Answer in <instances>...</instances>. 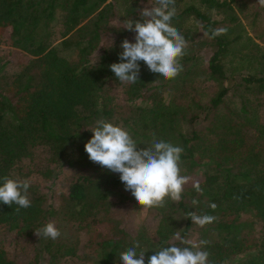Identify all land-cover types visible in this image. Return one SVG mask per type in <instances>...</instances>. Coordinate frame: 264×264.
Instances as JSON below:
<instances>
[{"label":"trees","instance_id":"16d2710c","mask_svg":"<svg viewBox=\"0 0 264 264\" xmlns=\"http://www.w3.org/2000/svg\"><path fill=\"white\" fill-rule=\"evenodd\" d=\"M242 1L175 0L171 24L188 41L183 71L165 80L140 61L139 81L129 84L110 65L121 62L124 39L135 42L125 20H140L155 0H0V45L26 56L22 63L0 57V183L29 179L31 200L19 212L0 203V231L11 235L0 239V264H121L135 241L147 261L162 247L201 240L209 242L208 264H264V7L243 1L252 38L232 35L240 25L232 5ZM219 28L227 34L204 35ZM205 48L206 61L197 53ZM99 119L125 127L141 148L153 137L181 146L182 174L191 177L181 200L143 208L118 173L90 161L84 145ZM58 168L82 173L54 198ZM112 195L151 215L153 234L142 224L132 233L121 228L110 215ZM190 212L216 220L201 228ZM48 222L60 230L57 240L34 234ZM12 241L31 242V259L13 255Z\"/></svg>","mask_w":264,"mask_h":264},{"label":"clouds","instance_id":"9594fccd","mask_svg":"<svg viewBox=\"0 0 264 264\" xmlns=\"http://www.w3.org/2000/svg\"><path fill=\"white\" fill-rule=\"evenodd\" d=\"M264 7V0H257ZM176 14L175 0H155V6L144 7L139 15L140 20H125L124 29L134 32V41L124 39L120 45L119 63L110 65L120 83L139 81L140 65L143 61L148 70L165 80L177 78L183 71L181 60L187 55L188 41L171 21ZM227 28L210 29L204 35L209 39L227 34ZM91 139L84 150L93 163L99 164L112 173H118L125 191L131 192L137 203L143 208L164 207L167 200L178 202L191 177L182 174L181 156L183 148L163 139L153 137L151 146L138 147L130 132L121 125L106 119L95 122ZM29 179H13L5 176L0 183V203L11 207L17 205L16 211L31 206L28 189ZM195 190L202 193L198 183ZM198 205L199 201L192 200ZM210 207L215 210L213 203ZM193 224L203 228L216 220L212 215L189 213ZM34 234L51 240L61 236L54 222L46 223ZM180 239L179 231L176 233ZM209 242L199 241L190 247L170 245L155 251L154 255L145 258L146 252H137L139 241L119 255L121 264H208L209 253L202 247Z\"/></svg>","mask_w":264,"mask_h":264},{"label":"rangeland","instance_id":"374dc122","mask_svg":"<svg viewBox=\"0 0 264 264\" xmlns=\"http://www.w3.org/2000/svg\"><path fill=\"white\" fill-rule=\"evenodd\" d=\"M244 2H246V0H243ZM240 2V4H238L239 8H237L235 5H232V8H234L235 13L238 16V19L240 21V25H237L235 27L237 28H233L231 34L235 35L240 33V35L242 36H247L249 38H252V33L250 31V28L246 25V22L244 21V16H247L250 11L248 9H244V2ZM185 4H192V5H197L196 0H184ZM236 9V10H235ZM243 10V12H240V10ZM216 14L215 11H211L210 15L213 17V15ZM224 11H222V16L224 15ZM259 46H261L262 44H260L259 42H257L256 40H254ZM4 42L6 43V41L4 40ZM2 43L0 45V57H2L3 59H10L13 62L16 63H22L25 61L26 56L17 51L14 50L12 48H10L7 44ZM261 47H264L263 45ZM236 48V49H235ZM235 49V52L239 51V47H233L230 51V53H232V50ZM200 56L203 57V60L206 61L210 55V50L208 48L205 49H200L197 52ZM28 58V57H27ZM227 61H226V65H227ZM242 66H247L246 61L241 62ZM252 71H254L252 69ZM114 94H118V91L115 90L113 91ZM44 155L40 154L38 155L37 159L35 160V163L37 166H39V168L44 167L43 165V158ZM43 165V166H42ZM28 166V165H27ZM26 166V167H27ZM53 168V167H52ZM79 173H82L81 170H73V169H63V168H58V169H54L53 170V175H55V184H54V189L52 192V196L54 198L57 197V195L59 193L63 192V188L66 186V184L73 178H75V176ZM36 183H39V185H46L44 181H42L40 178H36L35 179ZM51 195V192H48V196ZM50 198V197H49ZM111 201H112V206H111V217L114 219H117L120 221V227L123 228L126 232L128 233H132L136 227H138L139 225H143L145 226V228L151 233L153 234V230L155 228L156 225V220L152 219V216L149 214H146L142 208H140L139 210H134L131 205L128 202H124L122 203H118L116 198L112 195L110 196ZM1 232V231H0ZM88 235L85 232H81L79 234V239L81 241L82 244L86 243L88 241ZM152 238H154V236H152ZM195 238V233L191 234V236L188 238V240L190 242H193ZM0 239L1 240H9L11 239V235L10 234H3V231L0 233ZM12 245H10V248H12V254L15 255L17 258L19 259H25V260H30L32 257V243H26L23 241H12L11 242ZM67 264H71V263H67Z\"/></svg>","mask_w":264,"mask_h":264},{"label":"built area","instance_id":"2783aa9c","mask_svg":"<svg viewBox=\"0 0 264 264\" xmlns=\"http://www.w3.org/2000/svg\"><path fill=\"white\" fill-rule=\"evenodd\" d=\"M216 2H224V1H228V0H214Z\"/></svg>","mask_w":264,"mask_h":264}]
</instances>
